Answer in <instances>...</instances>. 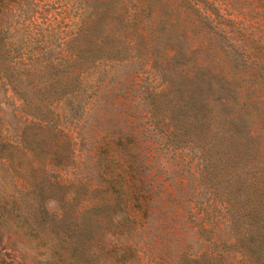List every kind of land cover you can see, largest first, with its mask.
Segmentation results:
<instances>
[{
	"label": "rangeland",
	"instance_id": "rangeland-1",
	"mask_svg": "<svg viewBox=\"0 0 264 264\" xmlns=\"http://www.w3.org/2000/svg\"><path fill=\"white\" fill-rule=\"evenodd\" d=\"M167 4L188 14L204 33L211 32L213 45L218 44L211 53L197 51L187 42L180 45L189 48L185 61L203 60L211 73L199 78L207 89L201 115L222 133L231 123L230 156L238 157V166L242 165L235 176L242 178L243 189L250 184L249 190H264V0H167ZM204 36L200 40L205 46L209 41ZM135 63L146 68L137 75V89L127 93L126 107L135 106L129 109L135 122L127 124L128 115L120 114L119 124L124 133L135 124L137 135L108 150L104 144L88 143L83 138L86 130L62 120L55 125L64 123L66 135L28 131L40 139L39 145L29 143L34 155L8 140L14 141L24 126L15 98L0 104V132L8 140L0 142V264H178L184 254L193 258L197 252L209 255L214 250L216 238L200 239L196 231L202 210L210 213L207 221L219 220L217 208L228 190L231 170H214L218 181L214 196L213 181L203 185L196 172L203 167L199 146L171 145L161 139L168 119L160 121L153 133L142 131L150 124L140 118L150 100L140 91L169 79L161 76L153 57ZM223 99L226 104L220 106ZM165 101L172 105L163 107L158 118L173 112L178 125H184L177 114L179 101L174 97ZM37 210L44 219L41 225L33 220ZM45 211L61 212L64 222L78 225L79 239L96 258L72 253L63 242L65 233L49 224ZM227 230L222 223L223 237Z\"/></svg>",
	"mask_w": 264,
	"mask_h": 264
},
{
	"label": "trees",
	"instance_id": "trees-1",
	"mask_svg": "<svg viewBox=\"0 0 264 264\" xmlns=\"http://www.w3.org/2000/svg\"><path fill=\"white\" fill-rule=\"evenodd\" d=\"M203 35L209 41L205 46L200 40ZM212 37L188 14L171 9L167 0H0V104L15 98L24 116L15 142L8 140L37 155L29 143L39 145L40 139L28 131L66 135L64 123L55 125L62 120L86 130L89 134L83 138H88V143L104 144L107 150L111 144L120 146L127 138L133 140L137 126L133 124L129 133H124L119 116L127 114V124L135 122L129 112L135 106L131 103L126 107L130 99L127 93L137 89V75L146 69L135 61L153 57L155 67L169 81L140 91L150 100L140 115L150 124L142 131L153 133L160 121L168 119L160 131L161 139L171 145L199 146L203 167L200 170L198 166L196 172L203 185L213 181L214 196L218 183L214 170H231L228 190L223 191L225 196L217 208L219 220L207 221L210 213L202 210L196 231L200 239L215 237L216 247L209 255L206 251L193 258L184 254L185 259L178 264H264V190H249L250 184L243 189L242 178L235 176L242 165L238 166V157L230 156L231 123L222 133L201 115L207 89L199 84V78L210 71L203 60L185 61L189 48L180 45L187 42L197 51L211 53L218 45H213ZM165 97L179 101L177 114L184 125H178L173 112L158 118L163 107L172 105ZM221 103L226 104L224 99ZM1 140L8 141L0 132ZM56 212L45 211L44 216H50L49 224L65 233L66 247L87 260L96 258L79 239V226H70L62 213ZM33 220L37 225L44 221L38 210ZM225 222L228 230L223 237L221 224Z\"/></svg>",
	"mask_w": 264,
	"mask_h": 264
}]
</instances>
